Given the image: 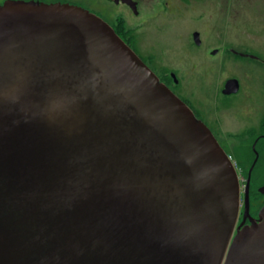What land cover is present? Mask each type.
I'll list each match as a JSON object with an SVG mask.
<instances>
[{
	"label": "water",
	"instance_id": "water-1",
	"mask_svg": "<svg viewBox=\"0 0 264 264\" xmlns=\"http://www.w3.org/2000/svg\"><path fill=\"white\" fill-rule=\"evenodd\" d=\"M239 207L231 158L106 22L0 5V264H264V205Z\"/></svg>",
	"mask_w": 264,
	"mask_h": 264
},
{
	"label": "rangeland",
	"instance_id": "rangeland-1",
	"mask_svg": "<svg viewBox=\"0 0 264 264\" xmlns=\"http://www.w3.org/2000/svg\"><path fill=\"white\" fill-rule=\"evenodd\" d=\"M75 1L102 13L107 20L121 17L127 38L155 74L166 75L164 79L175 94L200 111L211 129L215 127V138L237 171L244 201L247 173L254 162L252 144L229 135L237 134L245 123L241 120L243 97L255 93L253 88L261 86L264 78V0H133L136 13L113 0ZM194 32L199 33V46L193 42ZM214 49L217 53L212 57L210 51ZM234 52L249 53L257 59L238 58ZM171 72L178 81L175 86L167 75ZM231 78L244 88L243 97L225 98L217 91ZM255 172L256 168L249 178V201L257 215L264 205V195L258 193L264 180ZM261 172L264 174V165Z\"/></svg>",
	"mask_w": 264,
	"mask_h": 264
},
{
	"label": "flooded vegetation",
	"instance_id": "flooded-vegetation-1",
	"mask_svg": "<svg viewBox=\"0 0 264 264\" xmlns=\"http://www.w3.org/2000/svg\"><path fill=\"white\" fill-rule=\"evenodd\" d=\"M21 1H25V2L33 1V2L44 3V4H53V3L70 4V5H75V6L87 9V7L83 6V4L81 2H78L75 0H21ZM113 2L115 3L114 0H113ZM2 3H0V5ZM118 3H122V2L119 1ZM87 10L90 11L91 13H94L96 16H98L104 22H106L113 29V31L117 34V36H119L124 41V43L129 48L132 49V51L149 67V69H151L152 72H154L153 69L150 67L151 64L142 58V56L135 49L134 44L127 38L126 30L124 29V27L122 25L123 20L121 17L115 18L114 20L111 21V20H107L102 15V13H100V12H94V11H91L89 9H87ZM213 51H215L214 54L212 53ZM213 51H210V54L212 57L217 53V49H214ZM208 53H209V51H208ZM235 55L238 56V58H250V59L252 58L255 60L257 59L256 57H252L251 54L245 53V52L235 53ZM154 74H155V72H154ZM167 75L173 80V86L178 84V81L172 72L167 74ZM157 77H158L160 82L165 84L175 94V92H174L175 90L171 89L172 88L171 85L169 84L168 80H166L167 79L166 75L164 76L166 79H164V77H159V76H157ZM261 79H262L261 80V86L253 88L255 93H253V94L249 93L248 94V95H250L249 98L243 97L244 88H242L240 86V82H238L239 88H238L237 93L230 94V95H223V94H221V95L225 98H231L232 96H235L237 94H242L243 99L242 98L241 99L243 101V103H242L243 109H241V116H242L241 120H243L245 123L238 127L237 134H234V135L232 134L229 136L236 138L241 143H251L252 144V146H250L251 147L250 151L254 156V162L252 163V165L249 168L250 170H248V171H249L250 176H251L254 168H256L255 174L257 176H260L261 180H264V174H262V172H261L262 166L264 165V78H261ZM225 82H224V84H225ZM224 84L222 86H219L217 91H220V93H221V91L224 88ZM176 96L179 97L189 107V109L192 111L194 117L197 120L204 123L208 127V129L211 131L213 136L215 137L216 135H214V132H213V130L215 131V127H213V129H211L212 126L205 121V119L202 117L203 116L202 113L200 111L196 110L195 108H193L189 103H187L186 99H184L181 95L180 96L176 95ZM246 99L253 101V103H250V102L246 103L245 102ZM210 126H211V128H210ZM249 173H247V175ZM247 179H248V176L246 177V182H247ZM250 184L251 183H250V179H249V192H248L249 198L251 195V185ZM262 187H264V185L258 188V193L261 195H264L263 193L259 192V189ZM263 204H264V202L261 205H263ZM257 216H258V214L257 215L253 214V212L251 210V203L249 201L248 212L246 214H244V208L242 206L240 207L236 226L247 225V224H249L250 219H256Z\"/></svg>",
	"mask_w": 264,
	"mask_h": 264
}]
</instances>
